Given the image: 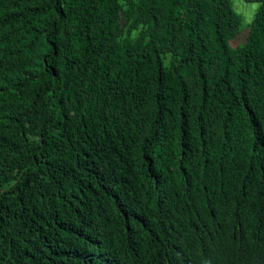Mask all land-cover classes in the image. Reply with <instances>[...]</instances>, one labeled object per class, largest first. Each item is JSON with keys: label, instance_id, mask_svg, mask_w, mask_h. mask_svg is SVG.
I'll return each mask as SVG.
<instances>
[{"label": "trees", "instance_id": "16d2710c", "mask_svg": "<svg viewBox=\"0 0 264 264\" xmlns=\"http://www.w3.org/2000/svg\"><path fill=\"white\" fill-rule=\"evenodd\" d=\"M244 1L0 0V264H264Z\"/></svg>", "mask_w": 264, "mask_h": 264}, {"label": "rangeland", "instance_id": "374dc122", "mask_svg": "<svg viewBox=\"0 0 264 264\" xmlns=\"http://www.w3.org/2000/svg\"><path fill=\"white\" fill-rule=\"evenodd\" d=\"M235 9L243 15V27L251 21L256 8L258 7L257 2H245L244 0H232ZM235 40L232 39V42ZM239 41V38L238 40Z\"/></svg>", "mask_w": 264, "mask_h": 264}]
</instances>
